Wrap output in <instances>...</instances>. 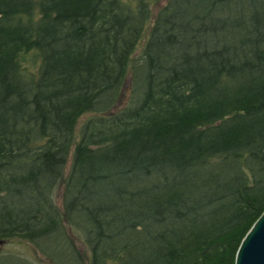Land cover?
Wrapping results in <instances>:
<instances>
[{"label":"trees","instance_id":"1","mask_svg":"<svg viewBox=\"0 0 264 264\" xmlns=\"http://www.w3.org/2000/svg\"><path fill=\"white\" fill-rule=\"evenodd\" d=\"M154 3L0 0V241L41 255L0 264H234L264 211V0Z\"/></svg>","mask_w":264,"mask_h":264},{"label":"water","instance_id":"2","mask_svg":"<svg viewBox=\"0 0 264 264\" xmlns=\"http://www.w3.org/2000/svg\"><path fill=\"white\" fill-rule=\"evenodd\" d=\"M234 264H264V211L240 241Z\"/></svg>","mask_w":264,"mask_h":264},{"label":"rangeland","instance_id":"3","mask_svg":"<svg viewBox=\"0 0 264 264\" xmlns=\"http://www.w3.org/2000/svg\"><path fill=\"white\" fill-rule=\"evenodd\" d=\"M167 0H156V3H154L153 7H152V14L153 16L157 13L158 9L166 2ZM125 91L123 89V93H122V97L120 99V102H122V100L124 101L125 97ZM124 97V98H123ZM87 117L86 116H82L79 120V124ZM78 124V126H79ZM70 158H71V154L69 156V160H68V164L66 165V172L69 168V163H70ZM0 249L4 252L6 251H19L22 252L23 254H25L26 256H29L33 259L41 257V255H39V253L33 249V247H31L29 244H25V243H18L17 241H5L2 242L0 244Z\"/></svg>","mask_w":264,"mask_h":264}]
</instances>
